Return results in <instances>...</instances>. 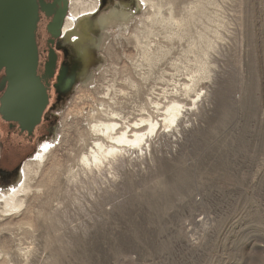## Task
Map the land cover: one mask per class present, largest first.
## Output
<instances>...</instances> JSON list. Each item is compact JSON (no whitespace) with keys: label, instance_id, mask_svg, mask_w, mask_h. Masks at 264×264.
<instances>
[{"label":"rangeland","instance_id":"1","mask_svg":"<svg viewBox=\"0 0 264 264\" xmlns=\"http://www.w3.org/2000/svg\"><path fill=\"white\" fill-rule=\"evenodd\" d=\"M125 8L91 25L87 58L75 49L82 78L23 162L51 149L19 211L0 203V264H264V0ZM172 106L192 108L182 126L164 121ZM114 113L122 128L159 122L87 168L82 151L108 144L90 122Z\"/></svg>","mask_w":264,"mask_h":264},{"label":"flooded vegetation","instance_id":"2","mask_svg":"<svg viewBox=\"0 0 264 264\" xmlns=\"http://www.w3.org/2000/svg\"><path fill=\"white\" fill-rule=\"evenodd\" d=\"M41 1V2H40ZM72 0H37L38 22L35 39L38 51L37 74L46 87L48 101L38 123L31 129L23 127L17 120L5 119L0 114V184H7L19 177L26 156L32 154L41 137L49 136L55 128L56 109L81 80L83 65L80 55L69 43L64 24L70 14ZM100 15L115 9V4L128 7L134 0H93ZM41 3L44 4L42 8ZM70 7V8H69ZM107 10L106 12H104ZM94 13V12H93ZM98 15L99 17H101ZM92 19L94 16L91 14ZM98 17V18H99ZM0 71V97L6 85L2 83Z\"/></svg>","mask_w":264,"mask_h":264},{"label":"bare ground","instance_id":"3","mask_svg":"<svg viewBox=\"0 0 264 264\" xmlns=\"http://www.w3.org/2000/svg\"><path fill=\"white\" fill-rule=\"evenodd\" d=\"M137 1H138L139 6L141 5V3H143V0H137ZM96 9H97L96 3L93 0H72L71 1V8L69 11L70 14H69V16H68V18L64 24V27H63L64 31H67L66 37H67V40L69 41V43L72 44V46L77 51H80L81 53L79 52V54L83 55L84 57H86L87 52H89L86 48V46L89 44V42H91V43L93 42L94 44L96 42V40H95L96 38H94L91 34V29H92L91 27L93 26V28H98V26H99V27L103 28L107 23H114L115 24V22H116L115 20L126 19V17H127L126 15L128 13L127 8L118 7L117 9H114L111 12L102 15L101 17H99V19L95 20L91 24L90 23L92 21L91 20V14L93 12H95ZM97 24H98V26H97ZM90 57H88V58H90ZM182 108L183 107L180 108L177 106H172L171 108H169L167 115L166 114H165L166 116L164 115L165 116L164 121L168 122V123H178V122L182 121L183 116H188L191 114V112H192L191 107L186 106V108L184 107V110H182ZM140 122H141L140 123L141 125H138L137 123L132 122V123H129L126 127H123V128L118 127L117 126L118 123L115 122V113L113 115L112 114L105 115L103 117H100L97 120H92L90 122V129L95 134H99L103 138H105L107 140L108 144L106 142H104L103 139H101V138H95L94 142L88 148V150H86L85 152L82 151V154L79 158V161L82 162V164L84 166H86V167L88 166L87 168H91L92 165L94 166V168H95V166L102 168V167H100V165L103 164L105 166V168L108 169V167L111 164V162L109 160L113 159V158L109 157L111 159H109L108 162L106 161V163H104L108 156H110V155L114 156L115 153L118 154L119 151L123 150V147L131 146V145L138 147L145 140H149V134L148 133H151L155 130V128L158 124L157 122H159V121L153 122V120L150 117H147V118H141ZM143 124L147 125L148 133H146L142 129H140V126H142ZM179 124H181V123H178V125ZM181 126H182V124H181ZM181 128H176L174 133H176V134L179 133V131H181ZM162 132H163V135L165 134L167 137H171L173 135V134L168 133V132L165 133L164 130ZM146 142H148V141H145V144H146ZM51 143L44 142V143L40 144V146H39L38 150L36 151L34 157H32L29 161L24 163V165L22 166V169L20 171V175L18 177V180H17L18 182L16 185L10 186L8 189H6L4 191L2 189H0V203H2L1 209L3 212L17 211L19 208H21L23 201H22L21 197L19 196V194L20 193H26L27 190H29L31 188V185H30L31 174L35 173L38 170V168L41 166V164L43 163L46 154L51 149V146H52ZM124 150H125V148H124ZM125 151L127 152L128 149ZM119 154H121V153L119 152ZM31 164L33 166H35V168H33L31 166ZM103 165H101V166H103ZM89 166H91V167H89ZM112 166H113V164H112ZM99 168H97V169L95 168V169L99 170ZM102 169H104V167ZM110 170H111V168H110ZM98 173H100V172H98ZM104 173H107V170ZM107 174H109V173H107ZM94 175H96V174H94ZM107 176H109V175H107ZM33 177H35V176H33ZM100 177H101V175H100ZM105 177H106V175H105ZM113 178H114V176H113ZM97 179L100 180L99 178H97ZM103 179H105V178L103 177ZM110 179H111V176H110Z\"/></svg>","mask_w":264,"mask_h":264},{"label":"water","instance_id":"4","mask_svg":"<svg viewBox=\"0 0 264 264\" xmlns=\"http://www.w3.org/2000/svg\"><path fill=\"white\" fill-rule=\"evenodd\" d=\"M41 6L44 8L43 3ZM38 9L37 0H0V71L6 85L0 97V114L28 129L39 122L48 101L46 87L37 74Z\"/></svg>","mask_w":264,"mask_h":264}]
</instances>
